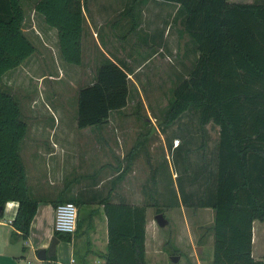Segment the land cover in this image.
Wrapping results in <instances>:
<instances>
[{
    "label": "trees",
    "instance_id": "1",
    "mask_svg": "<svg viewBox=\"0 0 264 264\" xmlns=\"http://www.w3.org/2000/svg\"><path fill=\"white\" fill-rule=\"evenodd\" d=\"M84 1L34 0L32 4L43 24L55 30L58 54L66 64L78 65L81 61ZM156 1L175 8L180 31L193 43L196 53L186 77L171 89L163 123L187 112L196 113L201 131L196 149L201 152V164L191 181L203 177V187L189 202L194 194L183 193L180 179L177 191L189 207L212 210L208 227L212 236L210 264H264V249L262 259L251 256L252 221L264 219V0ZM23 22L21 0H0V76L19 66L35 50L23 33ZM135 27L136 22H132L130 30ZM128 95L127 71L122 62L104 58L95 68L93 81L76 91L75 126L99 132L111 112H119L126 105ZM209 123L217 128L212 164L205 160L203 150V129ZM26 130L16 100L0 88V216L7 201L16 202L11 237L19 240L26 239L40 201L29 192L19 155ZM188 151L183 150L182 159ZM133 152H128L127 163ZM122 174L113 177L110 188ZM149 180L154 183V171H150ZM67 188L69 183L63 190ZM110 188L97 201L64 196L65 191H60L50 202L53 208L61 202H72L77 209L75 232L81 233L92 227L97 210L84 205L100 206L106 228L105 251L98 255L101 264H145V208L154 207L155 213L162 210L155 202L135 205L122 197L113 201ZM148 197L152 200L149 193ZM52 235L58 240L70 237L55 231Z\"/></svg>",
    "mask_w": 264,
    "mask_h": 264
},
{
    "label": "rangeland",
    "instance_id": "2",
    "mask_svg": "<svg viewBox=\"0 0 264 264\" xmlns=\"http://www.w3.org/2000/svg\"><path fill=\"white\" fill-rule=\"evenodd\" d=\"M33 1L21 0L22 30L35 50L19 66L0 76V88L16 100L20 118L27 125L20 156L30 194L55 198L69 183L68 191L72 192L64 196L97 201L109 190L113 177L123 171L110 188L111 199L122 197L134 204L155 202L167 220L165 226L154 224L152 230H147L146 264H210L212 236L208 227L212 210L189 207L182 203L177 191L180 179L183 193L194 194L187 199L189 202L203 187V177L191 181L201 164V152L196 149L201 142L196 113L187 112L175 121L163 123L171 89L186 77L196 57L193 43L180 31L181 24L172 15L174 9L156 5L162 16L153 30L152 43L140 33L147 27L146 19L132 36L127 35V25L119 28L123 30L120 33L125 31V40H114L110 50L123 60L129 95L120 113H113L110 123L97 132L75 126V96L77 89L89 82L100 56L90 60L91 51L84 48L80 64L64 63L55 34L33 12ZM116 21V15L108 20ZM161 30L164 38L160 40ZM203 135L205 160L212 164L217 128L206 124ZM185 148L189 151L182 159ZM131 149L133 156L127 163ZM150 171H154L153 184ZM100 212L98 208L92 217L94 229L101 226ZM153 214L154 207H147L146 215L151 218ZM255 220L254 228L257 222L264 226V219ZM260 235L259 232L251 242L254 259L261 258L264 235ZM171 255L178 256L177 261L172 262Z\"/></svg>",
    "mask_w": 264,
    "mask_h": 264
},
{
    "label": "crops",
    "instance_id": "3",
    "mask_svg": "<svg viewBox=\"0 0 264 264\" xmlns=\"http://www.w3.org/2000/svg\"><path fill=\"white\" fill-rule=\"evenodd\" d=\"M228 1L239 2L248 0ZM156 5H159L161 9L163 5L169 6L166 3L156 0H136L134 4L133 0H85L81 10L83 15L80 40L81 51L84 48L89 49L91 51V54L89 56L90 60L96 55L100 56L95 63V68L100 64V60H103L104 58H107L111 61L118 60L121 63V61L123 60L113 55L112 50H110V48H112L114 40H125L123 38L125 31L123 33H120L123 30H120L119 28L127 25V35L132 36L133 31L130 30L131 23L136 22V31L140 29V27L143 25V20L146 19L147 27L140 33L142 34L143 38L147 39L148 43H152V35L154 34V32H156L153 30L155 28V25L158 23V18H161L162 16V12H160L162 10L156 8ZM145 7L147 8L144 9ZM170 8L175 9L173 6H171ZM155 9H158L159 11ZM115 15L116 18H118V21L108 22V20ZM45 27L49 29V27ZM116 27H118L117 30H115ZM50 29L55 34V30L53 28ZM158 33L162 36H160V40L164 38L163 30L159 31ZM93 79L94 73L91 76L89 82L85 85L90 84ZM123 108H121L119 112H111L108 118V122L103 126H106L110 123V119L113 113L118 114ZM63 189L64 186L58 191V194L60 191H65L64 194L67 192H72L71 190L68 191V188L66 190ZM31 195L34 196L33 194ZM57 197L58 196H56L55 198L40 197V201L37 203L35 212L29 222L28 233L25 240H19V238L12 239L11 237L13 227L11 226L10 221L14 216L16 202L7 201L4 204L2 214L0 216V264H101V260L98 255L104 253L106 245V228L102 212H100V214L98 215L100 217L99 223L101 224V226L97 228L98 230L94 229L95 223L92 222V227L87 232L81 233L74 231V233L70 235L69 240H58L55 244L54 253L51 254L53 255L52 259H48V257L51 255L46 256V258L43 260L37 259V250L41 248L45 249L50 241V238L53 236V205L50 201L53 199H57ZM128 203L134 204L131 202ZM84 208H99V210L101 211L100 206L93 203L85 204ZM146 208L144 224V255L147 244V230H152L153 225L155 224V221L153 219L155 214H153L151 218L148 217L146 215ZM255 222L256 220L252 221L251 242H253L256 236L259 235V232L261 233V235H264V226L262 225V223L257 222L254 228ZM254 231L256 234H254ZM261 235L260 238L262 237ZM21 247H23V249ZM193 247L197 248V246L195 247L194 245ZM263 249L264 243L262 244L260 259H262Z\"/></svg>",
    "mask_w": 264,
    "mask_h": 264
},
{
    "label": "built area",
    "instance_id": "4",
    "mask_svg": "<svg viewBox=\"0 0 264 264\" xmlns=\"http://www.w3.org/2000/svg\"><path fill=\"white\" fill-rule=\"evenodd\" d=\"M76 216L77 209L72 202L66 201L56 204L53 208L52 230L72 235L75 231Z\"/></svg>",
    "mask_w": 264,
    "mask_h": 264
},
{
    "label": "water",
    "instance_id": "5",
    "mask_svg": "<svg viewBox=\"0 0 264 264\" xmlns=\"http://www.w3.org/2000/svg\"><path fill=\"white\" fill-rule=\"evenodd\" d=\"M154 221H155V224L158 226V227H163L167 224V220L164 218V216L162 215V213H156L153 217ZM58 239L55 237V236H52L50 238V241L47 245V247L45 249L41 248V249H38L37 252H36V257L37 259L39 260H43L46 258V256H49L51 255L52 253H54V248H55V244L57 243ZM178 259V256H175V255H171L170 256V260L172 262H175L177 261Z\"/></svg>",
    "mask_w": 264,
    "mask_h": 264
}]
</instances>
